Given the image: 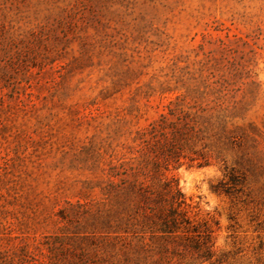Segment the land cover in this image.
I'll return each mask as SVG.
<instances>
[{
    "label": "rangeland",
    "instance_id": "rangeland-1",
    "mask_svg": "<svg viewBox=\"0 0 264 264\" xmlns=\"http://www.w3.org/2000/svg\"><path fill=\"white\" fill-rule=\"evenodd\" d=\"M170 104L206 109L212 158L169 175L217 246L258 264L264 0H0V264L59 209L102 203L108 156Z\"/></svg>",
    "mask_w": 264,
    "mask_h": 264
},
{
    "label": "trees",
    "instance_id": "trees-1",
    "mask_svg": "<svg viewBox=\"0 0 264 264\" xmlns=\"http://www.w3.org/2000/svg\"><path fill=\"white\" fill-rule=\"evenodd\" d=\"M205 111L170 104L137 130L105 162L104 201L59 209L57 231L31 250L26 246L17 264H239L243 250L217 246L215 230L195 220L169 175L185 163L211 164L212 156L196 149L206 138ZM262 227L258 223L255 231Z\"/></svg>",
    "mask_w": 264,
    "mask_h": 264
}]
</instances>
